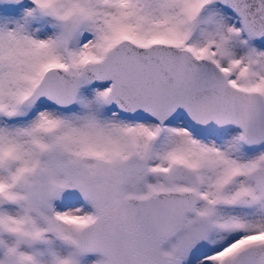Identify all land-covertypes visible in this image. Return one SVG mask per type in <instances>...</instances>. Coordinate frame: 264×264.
<instances>
[{"label": "snow or ice", "instance_id": "6c2138e0", "mask_svg": "<svg viewBox=\"0 0 264 264\" xmlns=\"http://www.w3.org/2000/svg\"><path fill=\"white\" fill-rule=\"evenodd\" d=\"M0 264H264V0H0Z\"/></svg>", "mask_w": 264, "mask_h": 264}]
</instances>
